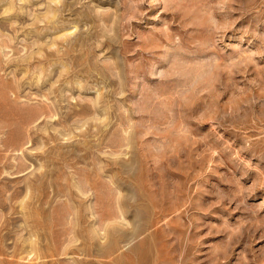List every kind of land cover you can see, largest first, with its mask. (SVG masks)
I'll use <instances>...</instances> for the list:
<instances>
[{"label":"rangeland","instance_id":"1","mask_svg":"<svg viewBox=\"0 0 264 264\" xmlns=\"http://www.w3.org/2000/svg\"><path fill=\"white\" fill-rule=\"evenodd\" d=\"M53 2L0 0V264H264V2Z\"/></svg>","mask_w":264,"mask_h":264},{"label":"bare ground","instance_id":"2","mask_svg":"<svg viewBox=\"0 0 264 264\" xmlns=\"http://www.w3.org/2000/svg\"><path fill=\"white\" fill-rule=\"evenodd\" d=\"M52 1L56 2V4H57V2L60 1V0H52ZM54 2H53V3H54ZM50 3H51V1H50ZM7 8L10 9L9 6H8ZM7 8H6V10H7ZM9 9H8V10H9ZM49 9H50V8H49ZM10 10H12V9H10ZM54 11H55V10H54ZM54 11H53V12H54ZM56 11H58V10L56 9ZM56 11L54 12V16H57V15H56ZM53 12H52V13H53ZM58 12H59V11H58ZM58 12H57V14H58ZM7 13H8V12H7ZM50 13H51V12H49V14H50ZM44 14H45V13H44ZM46 14H47V13H46ZM46 14H45V15H46ZM54 16H51V17H50V16L48 15L49 18H52V17H54ZM55 18H56V17H55ZM46 19H47V17H46ZM48 21H49V19H48ZM50 21H51V20H50ZM50 21H49V22H50ZM52 21H56V20H52ZM56 23H57V22H56ZM56 23H54V24L56 25ZM64 24H65V23H64ZM76 26H77V25H76ZM53 27H57V25H56V26H53ZM60 27H61V25H60ZM56 29H57V28H56ZM61 29H62V28H61ZM62 30H64V32H61V34L59 33V35L56 34L57 37H56V35H55V37H56L57 39H60V38H62V39H63V38H67V39H68V35H69V33H71V35H72V32H73L72 30H69L68 28H67V29H64V28H63ZM70 37H71V36H69V38H70ZM39 39H40V38H39ZM67 39H66V40H67ZM73 39H74V38H73ZM79 39H80V38H79ZM63 40H64V39H63ZM70 40H71V38H70ZM7 41H8V40H7ZM58 41H59V40H58ZM64 41H65V40H64ZM67 42H68V41H67ZM46 43H47V42H46ZM46 43H45V45H46ZM51 43H52V44H51L50 46H52V50H53V46H56L58 43H57L55 40H54L53 42H51ZM61 43H62V42H61ZM71 43H72V42H71ZM69 44H70V43H69ZM83 44H84V42L82 41L81 46H82ZM47 45H48V44H47ZM70 45L72 46V44H70ZM79 45H80V44H79ZM40 46H41V45H40ZM74 46H75V45H74ZM5 47H6V45H5ZM5 47H4V48H5ZM7 48H8V47H7ZM38 48H39V47H38ZM58 48H59V47H58ZM40 49H41V48H40ZM40 49H39V50H40ZM50 49H51V48H50ZM65 49H66V47H65ZM69 49H70V47H69ZM41 50H44V49L42 48ZM55 51H56V53H57V48L55 49ZM55 51H51V52H49V54H50V53L52 54V53L55 52ZM58 51L63 52L62 49H60V50L58 49ZM43 53H44V52H43ZM59 53H60V52H59ZM59 53L57 54V56H59V55L61 54V53H60V54H59ZM63 53H64V52H63ZM66 54H67V52H66ZM66 54L64 53V55H66ZM69 54H70V52H69ZM40 55H41V51H40ZM27 56H28V55H27ZM36 56H37V55H36ZM39 57H41V56H39ZM47 57H48V56H47ZM20 58L22 59V57H20ZM28 58H29V57H28ZM31 59H32V58H31ZM19 60H20V59H19ZM25 61H26V60H25ZM39 61H40V60H39ZM42 64H43V63H42ZM63 67L65 68V66H63ZM69 68H70V67H69ZM60 72H62V71L60 70ZM62 73L64 74V72H62ZM62 73H61V75H62ZM67 73H68V72H67ZM62 76H63V75H62ZM38 80H39V79H38ZM36 81H37V80H36ZM37 82H38V81H37ZM53 84H54V83H53ZM75 84H76V83H75ZM81 84H82V83H81ZM79 86H80V85H79ZM56 87H57V86H56ZM60 90H61V89H60ZM61 91H62V90H61ZM63 92H64V89H63ZM57 93H58V90H57ZM103 95H104V93H103ZM63 97H64V96H63ZM57 98H58V97H57ZM61 98H62V97H61ZM73 98H74V97H73ZM73 98H72V99H73ZM47 99H48V98H47ZM65 99H66V98H65ZM97 100H99V97H98ZM92 101H93V100H92ZM93 103H94V102H93ZM100 103H101V102H100ZM96 104H97V103H96ZM48 106H49V105H48ZM43 107H44V106H43ZM43 107H42V108H43ZM85 107H86V106H84L83 108L85 109ZM87 107H88V106H87ZM88 108H89V107H88ZM88 108H87V110H88V112H89V109H88ZM40 109H41V108H40ZM44 109H45V108H44ZM81 109H82V107H81ZM90 109H91V108H90ZM35 110H36V109H35ZM45 110H46V109H45ZM45 110H43V111H45ZM85 110H86V109H85ZM85 110H83V111H85ZM87 110H86V111H87ZM97 110H98V109H97ZM52 111H53V110H52ZM86 111H85V112H86ZM92 111H93V110H92ZM45 112H46V114H45ZM45 112L41 113V111H40L41 114H39L38 116L36 115L37 117H36L34 120H43V122H44V120H46V121L49 120V121L51 122V121H52L51 119H54L55 117H57V114H50V115H47L48 112H47V111H45ZM54 112H55V111H54ZM81 112H82V111H81ZM90 112H91V111H90ZM94 112H95V111H94ZM98 112H99V111H98ZM35 113H36V112H35ZM76 113H78L79 115L81 114L80 111H77V110H76ZM91 113H92V112H91ZM95 113H97V111H96ZM95 113H93V114H95ZM70 114L73 115L72 113H70ZM89 114H90V113H89ZM98 114H99V113H98ZM98 114H97V115L95 114V116H99ZM34 115H35V114H34ZM75 115H76V114L74 113V116H75ZM80 117H81V116H80ZM99 117H100V116H99ZM102 117H103V116H102ZM102 117H101V118H102ZM50 118H51V119H50ZM101 118H100V121H101ZM106 118H107V117H106ZM59 119H61V118H59ZM59 119H58V120H59ZM92 119H93V117H92ZM96 119H98V118H95L94 120L96 121ZM102 119H103V118H102ZM104 119H105V118H104ZM29 120H30V119H29ZM31 120H32V118H31ZM49 121H48V122H49ZM97 121H99V119H98ZM103 121H104V120H103ZM32 122H33V121H32ZM50 122H49V123H50ZM67 122H68V121H67ZM40 123H41V121H40ZM49 123H48V124H49ZM56 123H57V122H56ZM56 123H55V124H56ZM58 123H60V122H58ZM58 123H57V124H58ZM61 123H62V125L64 124L63 126H65L66 120L63 121V122H62V120H61ZM94 123H95V122H94ZM96 123H97V122H96ZM98 123H99V122H98ZM52 125H53V124H52ZM84 125H85V123H84ZM104 125H105V124H104ZM55 126H56V125H55ZM57 126H58V125H57ZM70 126H71V125H70ZM92 126H93V125H92ZM77 127H79V126H77ZM100 127H101V126H100ZM49 128H50V126H49ZM65 128L68 129L67 127H65ZM80 128H81V127H80ZM44 129H45V128H44ZM54 129L56 130L57 128H54ZM82 130H83V129H82ZM50 132H51V131H50ZM65 132H66V131L64 130V132H62V133H65ZM67 132H68V131H67ZM46 133H47V132H46ZM49 134H50V133H49ZM69 134H71V133H69ZM69 134H68V135H69ZM22 135H23V134H22ZM60 135H61V133H60ZM63 135L66 137L65 134H63ZM64 136H63V138H64ZM48 137H49V136H48ZM53 137H54V135L51 133L49 138L52 139ZM56 138H57V137H56ZM69 138H70V137H69ZM19 140H21V139L19 138ZM3 141H4V140H3ZM30 141H31V140H30ZM4 142H5V141H4ZM15 142L17 143L18 140L15 141ZM19 142H20V141H19ZM21 142H22V141H21ZM86 143H87V142H86ZM86 143H85V144H86ZM120 143H121V142H120ZM19 144H20V143H19ZM21 144H22V145H20L19 147H17L16 144H13V143H12V147H13V149H15L14 151H16V150H18V149H19V150H20V149L22 150L23 148H21V147H23V143H21ZM7 145H10V144H7ZM14 145H16V147H15ZM119 146H120V145H119ZM10 147H11V145H10ZM41 147H42V146H41ZM48 148H50V147H48ZM28 149H29V147H28ZM32 149H33V148H32ZM37 149H38V147H37ZM59 149H60V148H59ZM9 150H10V149H9ZM29 151H30V149H29ZM21 153H24V152L22 151ZM21 153H20V154H21ZM30 153H31V152H30ZM41 155H42V154H41ZM55 155H56V154H55ZM62 155H63V153H62ZM77 155H78V154H77ZM21 156H22V155H21ZM43 156H44V155H43ZM64 156H65V155H64ZM64 156H62V157H64ZM15 159H16V158H15ZM18 159H19V158H18ZM26 159H27V158H26ZM22 160H23V159H22ZM51 160H52V159H51ZM16 162H17V164L20 163V162H18V161H16ZM20 164H22V163H20ZM12 165H13V163H12ZM15 165H16V164H15ZM24 165H25V164H24ZM24 165H23V168H24V170L26 171L27 169L25 168ZM129 165H130V163H129ZM18 166H19V171H18V170H17V171L22 173V170H20V169L22 168V166H21V165H18ZM31 166H32V165H31ZM43 166H44V163H43ZM43 166H42V169H43ZM124 166H125V165H124ZM130 166H131V165H130ZM15 167H16V166H15ZM26 167H27V166H26ZM29 167H30V165H29ZM122 167H123V165H122ZM23 168H22V169H23ZM17 169H18V168H17ZM78 169H79V168H78ZM78 169H77L76 171H78ZM46 170H47V168H46ZM23 172H24V171H23ZM120 172H121V171H120ZM14 173H15V172H14ZM21 173H20V174H21ZM24 174H25V173H24ZM40 174H42V173H40ZM80 174H81V173H80ZM35 175H36V174H35ZM35 175H34V176H35ZM43 176H44V174H43V175H40V176H37V177H38L37 180H39V181H43V180H42ZM59 177H60V176H59ZM74 177H75V176H74ZM44 179H45V178H44ZM85 179H86V178H85ZM85 179H84V180H85ZM89 179H90V178H89ZM89 179H87V180H86L87 182H85L83 185H82V184L80 185L79 181L76 183V187L78 188V190H79V192L81 193V195H85V194H87V193L85 192V189H84L85 187H84V185H86V186H87V185H90V186H91V187H90L91 189L94 188V185H93V184H96V183L93 181L94 183L92 184V181H90ZM39 181H38V183H39ZM73 181H74V180H73ZM45 182H46V181H45ZM35 184H36V181H35ZM42 184H43V183H42ZM32 185H34L33 182L30 183V184L28 183V185H27V189H28V190H31V191H30L31 193H32V187H33ZM36 185H37V184H36ZM45 185H46V183H45ZM60 185H62V183H61ZM34 186H35V185H34ZM96 186H97V185H96ZM35 187H36V186H35ZM35 187H34V188H35ZM37 187H38V186H37ZM42 187H43V186H40V189H41ZM100 187H101V185H100ZM95 188H97V187H95ZM95 188H94V189H95ZM19 189H20V188H19ZM19 189H18V190H19ZM35 189H36V188H35ZM86 189H87V188H86ZM33 190H34V189H33ZM38 190H39V189H38ZM38 190H36V191H38ZM22 191H23V190H22ZM24 191H25V188H24ZM14 192H15V191H14ZM20 192H21V191H20ZM25 192H26V191H25ZM58 192H59V189H58ZM94 192L96 193L97 191L95 190ZM18 193H19V192H18ZM21 193H22V192H21ZM28 193H29V192H28ZM31 193H30V194H31ZM88 193H89V192H88ZM25 194H26V193H25ZM12 195H14V194H12ZM26 195H28V194H26ZM32 195H33V194H32ZM16 196H17V195H16ZM20 196H21V194H20ZM30 196H31V195H30ZM42 196H43V195H42ZM28 197H29V196H28ZM126 197H127V196H126ZM13 198H14V197H13ZM25 198H27V197H25ZM23 199H24V198H23ZM44 199H45V198H44ZM22 201H23V200H22ZM33 201H34V200H33ZM98 201H99V199L97 200V202H98ZM116 201H117V200H116ZM24 202H25V201H24ZM72 202H73V201H72ZM84 203H85V202H84ZM98 203H99V202H98ZM109 203H110V202H109ZM116 203H117V202H116ZM21 205H22V202H21ZM28 205H29V204H28ZM68 205H69V204H68ZM118 205L120 206V204H118ZM76 206H77V205H76ZM85 206H86V205H85ZM97 206H98V205L95 204V203H94V205H93V204H88L89 209L92 210V216H93V217H97L96 221L99 219V222H102V221L104 222V220H103L104 217H107V216L111 217V216H110L111 214H110V215L107 214L106 216L103 217V216L100 214L101 211L98 210V207H97ZM81 207L83 208V205H82V204H81ZM70 208H73V207H70ZM76 208H77V207H76ZM76 208H74L73 211H72V210H68V211H67V213H66V215H67L66 217H67V218H66V219H67V221H69V223H72L73 221H75V222H76L75 224L78 225V224H79V221H80V217L83 216V215H85V214H84V213H85V212H84L85 210L83 211L81 208H80V209H76ZM113 208H114V207H113ZM117 208H118V206H117ZM119 208H120V209H119V212H120V213H119L118 210H117V213H119V215H118V214H116V215H112L113 217H111V218H114V219H116V220H121L122 217L125 216V215H124V210H123V208H122L121 206H120ZM114 209H115V208H114ZM63 211H64V210H63ZM112 211H113V209H112ZM62 213H63V212H62ZM64 213H65V212H64ZM64 213H63V214H64ZM25 214H26V213H25ZM29 214H30V213H29ZM57 214H58V213H57ZM102 214H103V213H102ZM112 214H113V213H112ZM59 215H60V214H59ZM59 215H58V216H59ZM90 215H91V214H90ZM122 215H124V216H122ZM27 216H28V215H27ZM40 216H41V215H40ZM63 216H64V215H63ZM84 217H85V216H84ZM59 218H60V217H59ZM107 218H108V217H107ZM107 218H106V219H107ZM107 220L109 221L110 219H107ZM112 220H113V219H112ZM125 220H126V219L123 218V221H125ZM9 221H10V220H9ZM96 221H95V222H96ZM105 221H106V220H105ZM126 221H127V220H126ZM84 222H85V221H84ZM103 222H102L103 225H102V224H101V225L99 224L100 226L98 225V227L103 226V228H104L105 226H107V225H105V222H104V223H103ZM90 223H91V222H90ZM97 223H98V221H97ZM107 223H109V222H107ZM107 223H106V224H107ZM95 224H96V223H95ZM125 224H131V223H130L129 221H127ZM77 225H75V230H74V228H73L74 225H72V227H71V229H72V233H71V231H69V232H67L68 230L66 231V232H67L66 234H68V235H67V236H68L67 238H68L70 241H72V239H73L72 234L74 235V238L76 239L75 234L78 233V232H76V228L78 227ZM96 225H97V224H96ZM104 225H105V226H104ZM144 225H145V224H144ZM67 226H68V225H67ZM76 226H77V227H76ZM108 226H109V224H108ZM136 226H137V225H136ZM61 227H62V226H61ZM65 227H66V226H64V228H65ZM69 227H70V226H69ZM40 228H41V227H40ZM66 228H67V227H66ZM101 228H102V227H101ZM103 228H102V229H103ZM69 229H70V228H69ZM71 229H70V230H71ZM39 230H40V229H39ZM64 230H65V229H64ZM111 230H112V229H111ZM118 230H119V228H118ZM101 231H103V230L98 229V228H95V229L92 228V231H91V232H92V235H95V236L91 237L92 235H90L91 241L94 240V238H95L97 235H100V234H103V233H104V231H103V233H102ZM109 231H110V230H109L108 227H107V228L105 229V237H106V238H109V233H110ZM114 231H115V230H114ZM114 231H112V232H114ZM116 231H117V229H116ZM116 231H115V232H116ZM31 232H34V231L31 230ZM75 232H76V233H75ZM121 232H122V231H121ZM144 232H145V231H144ZM74 233H75V234H74ZM81 233H82V232H81ZM132 233H133V235H136V236H139V235L141 234V233H140V230H136V227H134ZM34 234H35V233L30 234V237H28V236H29V235H28V236H27L28 238H27L26 240H24L26 244L28 243V246H27V248L25 249V251H24V250H23V251H24V253L27 252L26 254L29 255V256L32 255V254H35V255H37V257H38V256H39V248H37V245L39 244V243H38L39 237H38V240H37V236H35V237H36V240H35V239L33 240V235H34ZM62 234H63V232H62ZM128 234L131 235V233H127V235H128ZM3 235H4V234H3ZM6 235H7V234H6ZM115 235H116V233H115ZM119 235H120V232H119ZM119 235L117 234V236H119ZM78 236H79V235H78ZM113 236H114V235H112V238H113ZM2 237H3V236H2ZM65 237H66V236H65ZM65 237H64V238H65ZM114 237H115V236H114ZM120 237H121V235L119 236V238H120ZM125 237H126V236H125ZM140 237H141V236H140ZM44 238H45V237H44ZM103 238H104V237H101L102 240H103ZM119 238H117V240H116V238H115V242H116L115 244H114L113 241L111 240V242H112L113 244H109V243H108V244H109V247L106 245V247H108V253H109V255L112 254V253H114V251H116V248H117L116 244H117V241H118ZM123 238H124V237H123ZM78 239H79V238L76 239L77 241L75 240V241H76L75 244L78 242ZM104 239H105V238H104ZM61 240H62V239H61ZM66 240H67V239H65V242H66ZM24 241H23V242H24ZM42 241H43V240H42ZM62 241H63V240H62ZM67 241H68V240H67ZM104 241H105V240H104ZM53 242H54V240H53ZM60 242H61V241H60ZM60 242H59V243H60ZM72 242H73V241H72ZM79 242H80V240H79ZM120 242H121V241H120ZM54 243H55V242H54ZM67 244H68V243H67ZM134 244H135V243H134ZM61 245H62V244H61ZM110 245H112V246H110ZM58 246H59V245H58ZM66 246H67V245H66ZM92 247L94 248V244L92 245ZM96 247L99 249V248L101 247V245H100V247L95 246V248H96ZM97 248H96V249H97ZM102 248H104V246H103ZM102 248L99 249V250L102 251ZM62 249H64V248L62 247ZM118 249H119V247H118ZM131 249H132V248H131ZM45 250H46V249H45ZM51 250H53V249H51ZM64 250H65V249H64ZM121 250H122V249H121ZM135 250H136V249H135ZM55 251H56V250H55ZM62 251H63V250H62ZM95 251H96V250H94V252H95ZM106 251H107V250H106ZM119 251H120V250H119ZM46 252H47V251H46ZM65 252H66V250H65ZM83 252H84V251H83ZM128 252H129V251H128ZM21 253H23V252H21ZM48 253H49V252H48ZM50 253L52 254V251H51ZM53 253H54V252H53ZM62 253H63V252H62ZM66 253H68V252H66ZM81 253H82V252H81ZM96 253H97V252H96ZM99 253H100V252H99ZM101 253H102V252H101ZM106 253H107V252H106ZM118 253H119V252H118ZM135 253H136V252H135ZM51 254H50V255H51ZM122 254H123V253H122ZM122 254H120V256H122ZM138 254H139V253H138ZM23 255H24V254H23ZM23 255H22V256H23ZM74 255H75V254H74ZM82 255H83V253H82ZM107 255H108V254H107ZM114 255H115V254H114ZM117 255H118V254H117ZM136 255H137V254H136ZM53 256H55V254H53ZM68 256H69V255H68ZM95 256H96V255H95ZM40 257H42V256H40ZM83 257H84V256H83ZM87 257H88V256H87ZM100 257L102 258V257H103V254H102V256H99V258H100ZM107 257H108V256H107ZM111 257H112V256H111ZM118 257H119V256H118ZM56 258H57V257H56ZM97 258H98V257H97ZM108 258H109V257H108ZM122 258H123V257H122ZM28 259H30V257H29ZM37 259H38V258H37ZM40 259H41V258H40ZM74 259H75V258H74ZM82 259H83V258H82ZM105 259H106V256H105ZM112 259H113V258H112ZM112 259H111V260H112ZM117 259H118V258H117ZM75 260H76V259H75ZM79 260H80V259H79ZM30 261H31V260H30ZM72 261H73V260H72ZM76 261H77V260H76ZM80 261H81V260H80ZM100 261H101V260H100ZM112 261H113V260H112ZM113 262H114V261H113ZM119 262H120V260H119ZM77 263H78V262H77ZM79 263H80V262H79ZM110 263H111V262H110ZM115 264H116V263H115Z\"/></svg>","mask_w":264,"mask_h":264},{"label":"built area","instance_id":"3","mask_svg":"<svg viewBox=\"0 0 264 264\" xmlns=\"http://www.w3.org/2000/svg\"><path fill=\"white\" fill-rule=\"evenodd\" d=\"M264 2V0H262Z\"/></svg>","mask_w":264,"mask_h":264}]
</instances>
